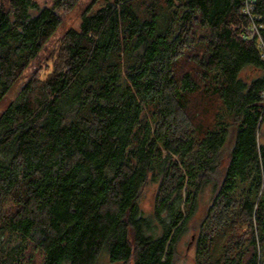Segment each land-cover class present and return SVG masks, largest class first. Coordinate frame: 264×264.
Instances as JSON below:
<instances>
[{"label": "trees", "instance_id": "16d2710c", "mask_svg": "<svg viewBox=\"0 0 264 264\" xmlns=\"http://www.w3.org/2000/svg\"><path fill=\"white\" fill-rule=\"evenodd\" d=\"M78 1L0 5V102ZM96 1L0 111V264H172L209 185L195 264H264V0Z\"/></svg>", "mask_w": 264, "mask_h": 264}, {"label": "rangeland", "instance_id": "374dc122", "mask_svg": "<svg viewBox=\"0 0 264 264\" xmlns=\"http://www.w3.org/2000/svg\"><path fill=\"white\" fill-rule=\"evenodd\" d=\"M40 7H51L52 2L51 0H36ZM94 0H79L78 3L69 10H64L62 8H54V12L60 17L61 22L58 25L56 31L50 37L49 41L45 45L44 49L40 53L39 57L32 63V65L26 70L24 77L20 80L13 89L8 92L4 99L0 102V111L7 105V103L13 98V96L18 92L19 87L21 84L28 80L31 74H35L37 71L40 70V73H43L46 69H43L51 52L54 50L58 43V39L69 29L79 28L80 23V16L83 11L89 6L91 2ZM4 2V0H0V5ZM100 0L96 1L93 5V8L97 7ZM30 15H35L37 10H30ZM260 142L264 144V122L261 126L260 132ZM233 145V136L230 135L227 143L225 144L224 150L221 152L220 161L221 164L224 165V162L227 157V152L231 149ZM154 193H155V184L149 183L145 185L143 188L142 194L140 196V206L144 213L150 214L152 211L153 200H154ZM211 196V186H207L204 192L201 194L199 198V203L197 207V212L195 214L194 219L189 225L188 230L180 237L177 245H176V252L174 256V260L172 264H195V235L197 234V226L201 219L203 218L205 211L207 209V205ZM108 257L106 252H102L98 258L97 264H99V259L101 256ZM103 256L100 263L101 264H122L120 262L109 263L107 259Z\"/></svg>", "mask_w": 264, "mask_h": 264}]
</instances>
